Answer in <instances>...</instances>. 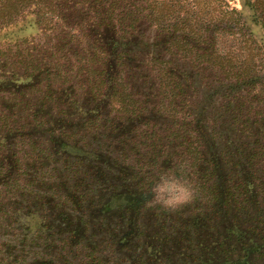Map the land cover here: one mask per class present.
I'll list each match as a JSON object with an SVG mask.
<instances>
[{"label":"rangeland","instance_id":"1","mask_svg":"<svg viewBox=\"0 0 264 264\" xmlns=\"http://www.w3.org/2000/svg\"><path fill=\"white\" fill-rule=\"evenodd\" d=\"M151 1L160 0H143L145 15ZM225 2L260 41L252 0ZM145 18L115 71L113 59L103 64L105 53L97 61L72 56L60 82L79 103L57 104L58 114L53 106L59 121L30 125L7 142L0 264H264L263 112L244 99L235 120L223 69L195 68L167 53L168 40ZM25 27L8 35L36 32ZM162 56L195 81L182 102L147 65ZM102 69L117 74L116 92ZM180 161L189 163L199 198L178 211L148 206L151 178ZM4 175L16 182L5 186Z\"/></svg>","mask_w":264,"mask_h":264},{"label":"trees","instance_id":"2","mask_svg":"<svg viewBox=\"0 0 264 264\" xmlns=\"http://www.w3.org/2000/svg\"><path fill=\"white\" fill-rule=\"evenodd\" d=\"M132 2L0 0V172L2 161L11 156L7 144L10 138L25 135L30 125L42 128L59 121L56 114L63 111L57 104L79 103L76 94L68 91L72 87L60 82V78H66L64 71L71 67L72 56L74 60L97 61L105 53L103 64L113 59L115 71L122 64L119 60L127 59L123 57L124 49L129 46L135 26H140L146 15L168 40L167 53L176 51L189 58L183 61L195 68L223 69L228 76H224L222 86L228 92V101L235 100L231 105L237 111L235 120L249 99L247 104L262 111L264 118V108L258 104L264 102V0L250 3L253 19L262 28L260 41L241 12L229 7L225 0L151 1L146 15L143 0H134L135 8ZM29 23L36 27L34 34L8 35L9 30H24ZM224 37L229 44L220 42ZM178 62L173 56L147 59L171 99L182 102L188 80L195 81L179 71ZM112 71L102 69L101 73L116 92L115 86L122 84ZM53 106L56 114L50 111ZM4 179L5 186L16 182L9 175Z\"/></svg>","mask_w":264,"mask_h":264},{"label":"clouds","instance_id":"3","mask_svg":"<svg viewBox=\"0 0 264 264\" xmlns=\"http://www.w3.org/2000/svg\"><path fill=\"white\" fill-rule=\"evenodd\" d=\"M147 204L170 212L178 211L199 198L197 186L191 179L187 161H180L172 170L158 172L151 178Z\"/></svg>","mask_w":264,"mask_h":264}]
</instances>
